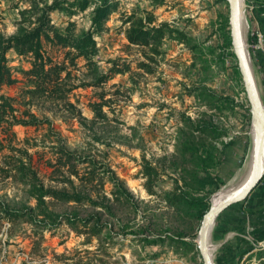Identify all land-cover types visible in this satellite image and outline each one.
I'll return each mask as SVG.
<instances>
[{"label":"rangeland","instance_id":"rangeland-1","mask_svg":"<svg viewBox=\"0 0 264 264\" xmlns=\"http://www.w3.org/2000/svg\"><path fill=\"white\" fill-rule=\"evenodd\" d=\"M113 1L105 29L95 37L94 65L78 58L75 66H69L65 86L70 91L65 100L31 93L22 74L30 66V56L7 52L17 81L3 86L0 94L12 97L17 114L30 111L39 119L49 118L69 149L105 167L78 164L82 178H77L66 165L50 166L55 142L47 124L15 125L10 142L0 132V141L12 147L0 148V167L10 157L14 164L18 158L28 161L45 188L81 197L79 201L63 195L45 197L48 210L93 217L87 225L62 221L53 228L36 225L28 217L2 219L0 264H202L201 220L186 206L170 207L167 193L177 181L182 189L194 185L192 190L211 198L243 172L238 140L253 121L231 44L226 0ZM261 1L242 0L241 11L246 51L264 104V13L256 8ZM44 2L50 0H0V34L29 29L36 17L35 5ZM89 2L86 10L76 7L71 17L52 12V21L71 20L77 32L87 29L95 0ZM140 27L146 40L130 43L125 34ZM45 46L54 60H62V49ZM111 67L124 71L101 84H88ZM97 101L106 103L103 119L93 118L89 109L88 104ZM77 112L86 119L77 120ZM202 124L208 129L201 134L192 131ZM189 132L201 139L187 147L206 151L208 159L205 155L199 161L189 151L182 152ZM106 166L122 182L128 199L103 175ZM0 198L19 209L35 204L21 173L8 177L0 173ZM234 206L221 217L229 219L231 212L236 216ZM225 223L229 227L234 220ZM213 228L209 246L215 264L218 257L223 264H264L255 253L230 257L223 242L229 230H222L214 240Z\"/></svg>","mask_w":264,"mask_h":264},{"label":"trees","instance_id":"trees-1","mask_svg":"<svg viewBox=\"0 0 264 264\" xmlns=\"http://www.w3.org/2000/svg\"><path fill=\"white\" fill-rule=\"evenodd\" d=\"M89 4V0H50V2H44L41 6L35 5L36 17L34 19L33 26L11 36H3L0 34V90L3 86L12 85L17 81L12 74L7 57V52L9 50H13L19 56H30V66L28 69H23L22 74L26 83L30 86L29 91L31 93L45 94L48 98L65 100L67 93L70 91V89L65 86L67 77L70 73L69 66H75L76 59L78 58L84 59L86 64L90 66L94 65L93 56L97 52L95 37L104 31L105 20L110 9L114 5V1L95 0L90 12L89 27L87 29H81L79 32L75 29L74 21L68 20L65 24H55L52 21L51 13L59 12L67 17H71L76 14V7L80 6V10H86ZM256 8H260L259 11L264 13V0L259 2ZM132 31L125 34L130 43L138 44L141 39L146 40V37L143 38L146 31L142 27H140L136 32L135 30L133 32ZM45 45L62 49V60H54L48 54ZM113 62L116 63L114 60ZM114 68L115 67L109 68V72L100 73L94 83L88 84H101L108 80L113 73H122L124 71L123 69L114 70ZM11 100L12 97L0 94V132L4 133L6 137H8L7 142H10L15 137V132L13 131V126L15 125L39 127L47 124L49 134L54 136L55 142L54 155L52 159L48 161L50 166L58 167L66 165L70 168V174L77 178H82L80 177L79 170L77 168L78 164L90 163L92 167L96 169L105 167L104 165H97L95 161L87 157H81L75 151L69 149L61 135L54 131L53 124L49 118L43 117L42 119H39L30 111H23L17 114ZM68 104L72 106L71 103ZM105 105L106 103L103 101L91 102L88 104L89 109L93 114V118L103 119L106 117V113L103 110ZM75 116L77 120L86 119L81 116L80 112H77ZM187 119L188 122L192 123L190 118ZM205 129H208V127L203 124L195 125L192 128V131L201 134V132ZM211 129L214 128L211 127ZM194 132L188 133V136L184 140V146L186 148L183 149L182 152L186 153L189 151V154L193 155V157L197 158L199 161L200 158L206 155V160L208 159V153L206 151L202 152L200 149H195L194 147L189 149V147H187L188 143L195 145L199 144L195 141V139L201 138H199L198 135H195ZM0 148H7L11 150L12 147L9 144L4 145L0 141ZM196 151L204 155L198 156ZM25 154L28 155L27 152ZM7 160L8 162L6 165L4 167H0V173L6 177L10 175L17 176L19 173L23 174V179L26 178L27 180L29 194L35 200V204L34 206L26 205L24 208L19 209L9 206L7 202L0 198V221L2 219L10 220L14 218L28 217L36 225L53 228L62 221H66L69 224H76L79 222L83 225H87L89 220L93 218L91 216L81 218L76 213H64L59 215L48 210L45 205V197L63 195L69 196V198L76 201H79L81 197L75 194L66 195L53 189L45 188L42 180L38 177L36 171L31 168L28 161H25L26 163H24L18 158L19 163L14 164L13 157L8 158ZM195 173L197 174L198 172ZM104 174L119 191V193L128 199L130 194L123 186L122 182L116 177L115 173L106 166L103 175ZM204 186V183H201V190ZM187 188L188 189H182L181 186L178 185L177 181H174V187L170 193H167V203L173 209H180V206L183 205L190 210H194L195 214L193 215L200 221L202 220L204 213L209 209V193L203 194L200 191H197L198 189L192 190L194 185ZM240 202L233 203L231 205H237ZM35 208L37 211H35ZM222 212L218 215L214 224L212 235L214 240L221 237L222 230H229L232 227L238 230H242L243 228L242 225L239 224L241 223L239 220L240 218L237 220L229 216V219H224L221 217ZM39 216H42V218L39 219ZM240 216L241 214L239 212V217ZM227 220L229 222L234 220V223H231L228 225L229 227H227L225 226V222ZM241 220H243V218ZM235 222L238 224H235ZM244 244L247 245L248 243L245 242ZM251 247L252 245L241 247L240 250H238V256H242V254L248 251ZM226 248L228 247L226 246ZM220 259L219 257L216 258V264H223Z\"/></svg>","mask_w":264,"mask_h":264},{"label":"water","instance_id":"water-1","mask_svg":"<svg viewBox=\"0 0 264 264\" xmlns=\"http://www.w3.org/2000/svg\"><path fill=\"white\" fill-rule=\"evenodd\" d=\"M226 2L228 5L231 44L249 102L251 118L256 127L257 138L251 173L247 182L215 207H209L202 217L198 228V251L202 264H215L209 247V237L218 215L229 205L246 199L264 177V104L260 98L246 55V47L240 27L241 9L238 7V0H226Z\"/></svg>","mask_w":264,"mask_h":264},{"label":"crops","instance_id":"crops-1","mask_svg":"<svg viewBox=\"0 0 264 264\" xmlns=\"http://www.w3.org/2000/svg\"><path fill=\"white\" fill-rule=\"evenodd\" d=\"M233 212L229 215L233 219H239L242 230L234 227L230 228L224 238V244L229 248V256L235 259L238 256V250L241 247H252L243 253L246 258L252 254H258V262L264 261V177L261 182L254 188L250 195L233 207ZM239 212L241 216L239 217ZM243 218V220H241ZM235 224H238L235 222ZM248 243L247 245L244 243ZM245 255V256H244Z\"/></svg>","mask_w":264,"mask_h":264},{"label":"bare ground","instance_id":"bare-ground-1","mask_svg":"<svg viewBox=\"0 0 264 264\" xmlns=\"http://www.w3.org/2000/svg\"><path fill=\"white\" fill-rule=\"evenodd\" d=\"M242 6V0H238V7L241 9ZM240 27H241V33H242V38L244 41V45L246 47V25L244 21V16L242 14V11L240 12ZM246 55L248 58V53L246 51ZM248 62L250 65V61L248 58ZM251 68V65H250ZM252 71V68H251ZM253 75V72H252ZM254 77V75H253ZM255 80V78H254ZM256 82V81H255ZM257 86V84H256ZM258 89V87H257ZM256 138H257V131L256 127L254 125V122L251 123L248 131L240 136V139L238 140L239 143H241L239 147V152H243L244 160H242V163L240 164L243 166L242 168V174L240 175L239 179L235 181L234 183L223 186L220 188L217 192H215L211 198H210V207H215L218 205L220 202H222L225 198L228 196L234 194L238 189H240L249 179L250 173H251V167H252V162H253V157H254V151H255V143H256ZM199 242V239H198ZM210 247V246H209Z\"/></svg>","mask_w":264,"mask_h":264}]
</instances>
